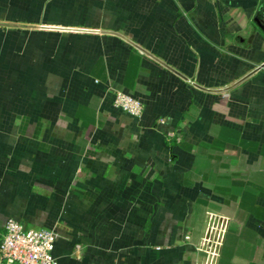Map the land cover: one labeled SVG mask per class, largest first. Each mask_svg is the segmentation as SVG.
Instances as JSON below:
<instances>
[{
	"label": "crops",
	"instance_id": "0c3cea01",
	"mask_svg": "<svg viewBox=\"0 0 264 264\" xmlns=\"http://www.w3.org/2000/svg\"><path fill=\"white\" fill-rule=\"evenodd\" d=\"M259 23L264 0H0V239L13 219L55 230L58 264H205L211 212L214 264H264Z\"/></svg>",
	"mask_w": 264,
	"mask_h": 264
},
{
	"label": "built area",
	"instance_id": "2783aa9c",
	"mask_svg": "<svg viewBox=\"0 0 264 264\" xmlns=\"http://www.w3.org/2000/svg\"><path fill=\"white\" fill-rule=\"evenodd\" d=\"M111 100L114 108L131 117L140 118L143 113L142 102L122 91H113ZM216 216L207 213L204 234L195 247L205 255V264H214L219 257L223 224ZM5 223L0 239V264H58L53 255L58 238L55 230L28 229L13 219Z\"/></svg>",
	"mask_w": 264,
	"mask_h": 264
},
{
	"label": "water",
	"instance_id": "95a60500",
	"mask_svg": "<svg viewBox=\"0 0 264 264\" xmlns=\"http://www.w3.org/2000/svg\"><path fill=\"white\" fill-rule=\"evenodd\" d=\"M258 22V21H257ZM260 24V23H259ZM262 30H264V25L260 24Z\"/></svg>",
	"mask_w": 264,
	"mask_h": 264
}]
</instances>
